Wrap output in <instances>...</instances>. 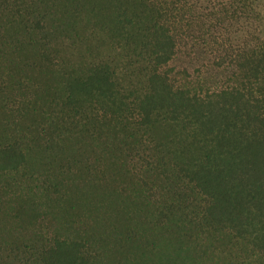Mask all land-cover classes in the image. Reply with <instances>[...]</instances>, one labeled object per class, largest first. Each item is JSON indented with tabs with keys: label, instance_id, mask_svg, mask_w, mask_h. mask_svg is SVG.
<instances>
[{
	"label": "trees",
	"instance_id": "obj_1",
	"mask_svg": "<svg viewBox=\"0 0 264 264\" xmlns=\"http://www.w3.org/2000/svg\"><path fill=\"white\" fill-rule=\"evenodd\" d=\"M0 264H264V0H0Z\"/></svg>",
	"mask_w": 264,
	"mask_h": 264
}]
</instances>
